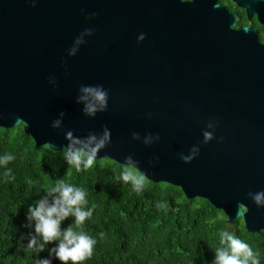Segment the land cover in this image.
<instances>
[{
	"label": "water",
	"instance_id": "obj_1",
	"mask_svg": "<svg viewBox=\"0 0 264 264\" xmlns=\"http://www.w3.org/2000/svg\"><path fill=\"white\" fill-rule=\"evenodd\" d=\"M235 24L215 0H0V128L264 232V43Z\"/></svg>",
	"mask_w": 264,
	"mask_h": 264
},
{
	"label": "trees",
	"instance_id": "obj_2",
	"mask_svg": "<svg viewBox=\"0 0 264 264\" xmlns=\"http://www.w3.org/2000/svg\"><path fill=\"white\" fill-rule=\"evenodd\" d=\"M0 264H264V232L135 169L0 128Z\"/></svg>",
	"mask_w": 264,
	"mask_h": 264
},
{
	"label": "flooded vegetation",
	"instance_id": "obj_3",
	"mask_svg": "<svg viewBox=\"0 0 264 264\" xmlns=\"http://www.w3.org/2000/svg\"><path fill=\"white\" fill-rule=\"evenodd\" d=\"M215 2L229 15L236 16V24L232 26V29L236 30L241 27H251L256 31L259 41L264 43V26L258 22L255 13L252 15L247 14L246 8L243 6L245 3L244 0H215Z\"/></svg>",
	"mask_w": 264,
	"mask_h": 264
}]
</instances>
